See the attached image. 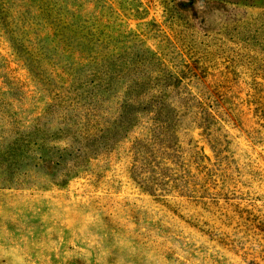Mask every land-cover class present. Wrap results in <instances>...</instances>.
<instances>
[{"label":"rangeland","instance_id":"374dc122","mask_svg":"<svg viewBox=\"0 0 264 264\" xmlns=\"http://www.w3.org/2000/svg\"><path fill=\"white\" fill-rule=\"evenodd\" d=\"M0 264H264V0H0Z\"/></svg>","mask_w":264,"mask_h":264},{"label":"trees","instance_id":"16d2710c","mask_svg":"<svg viewBox=\"0 0 264 264\" xmlns=\"http://www.w3.org/2000/svg\"><path fill=\"white\" fill-rule=\"evenodd\" d=\"M160 113H162V111H161ZM205 127H206V126L204 125V126H203V133H206V131H207V129H206ZM118 130H119V129H117L116 132H117ZM172 131L174 132V126H173V128H172ZM106 137H109V135H105V136H104V138H106ZM92 144H93V143H92ZM190 152H191V151H190ZM191 153H192L191 157L194 158V162H199V161H196V160H197L196 152H191ZM201 159H203V155L201 156ZM179 167L181 168L180 165H179ZM175 175H176V176H174V173H173V172L168 171V174H167L166 176L162 177V181H161L160 183H156V184H158L157 186H159V184H167V183H169V180H170L171 178H174V179L180 178L182 175H181L179 169H177ZM182 184L185 185L184 182H183ZM147 186H148V189H150V191L153 192V188H154V186H153V185H150V184H147ZM180 190H181V191H180L181 193H183L184 195H186V194L184 193L185 191L183 190L182 187H181ZM191 192H192V191H191ZM188 195H189V194H188Z\"/></svg>","mask_w":264,"mask_h":264}]
</instances>
